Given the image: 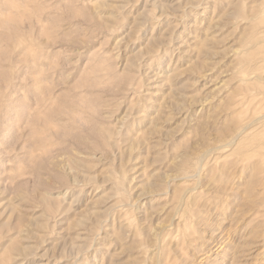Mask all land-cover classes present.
I'll use <instances>...</instances> for the list:
<instances>
[{"label":"rangeland","instance_id":"374dc122","mask_svg":"<svg viewBox=\"0 0 264 264\" xmlns=\"http://www.w3.org/2000/svg\"><path fill=\"white\" fill-rule=\"evenodd\" d=\"M263 72L264 0H0V264H264Z\"/></svg>","mask_w":264,"mask_h":264},{"label":"bare ground","instance_id":"6f19581e","mask_svg":"<svg viewBox=\"0 0 264 264\" xmlns=\"http://www.w3.org/2000/svg\"><path fill=\"white\" fill-rule=\"evenodd\" d=\"M261 62V61H260ZM264 73V72H263Z\"/></svg>","mask_w":264,"mask_h":264}]
</instances>
